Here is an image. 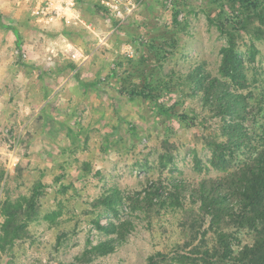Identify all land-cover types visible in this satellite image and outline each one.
<instances>
[{
    "label": "rangeland",
    "instance_id": "obj_1",
    "mask_svg": "<svg viewBox=\"0 0 264 264\" xmlns=\"http://www.w3.org/2000/svg\"><path fill=\"white\" fill-rule=\"evenodd\" d=\"M56 7L60 15L49 13ZM0 13L23 46L0 25V264H147L183 244L181 200L239 163L213 158L206 138L236 134L248 146L262 136L253 113L264 90V22L240 40L239 87L221 71L226 39L212 0H0ZM148 40L169 50L175 41L174 54L159 61ZM154 68L174 85L178 110L201 114L205 126L164 121L149 100L119 91L142 86ZM226 88L246 96L253 119H234L245 127L234 134L221 129L226 114L212 98ZM24 197L20 237L5 240V200ZM111 237V253L85 254ZM252 240V231L240 235Z\"/></svg>",
    "mask_w": 264,
    "mask_h": 264
},
{
    "label": "trees",
    "instance_id": "obj_2",
    "mask_svg": "<svg viewBox=\"0 0 264 264\" xmlns=\"http://www.w3.org/2000/svg\"><path fill=\"white\" fill-rule=\"evenodd\" d=\"M212 3L217 13L214 21L226 39L221 71L224 75L231 76L239 87H245L244 79L247 74H243V60L239 53L240 40L255 21L264 22V0H212ZM98 7L109 11L104 5L99 4ZM174 19L179 22L178 13ZM0 25L13 30L17 46L22 49L20 31L17 27L7 25L3 21L2 13ZM260 35L264 39V30H261ZM166 42L155 43L154 40H148L159 61L168 59L169 53L174 54L176 42H172L171 50L166 48ZM239 75L244 77L242 81ZM144 80L140 87L136 84L130 87L120 86L119 91L131 97L141 96L149 100L159 118L164 121L189 123L191 128L206 125L207 121L201 114L196 113L195 117H191L187 112L178 110L180 99L171 95L174 85L160 78L156 68L146 74ZM81 84L88 88L96 83ZM261 92L262 96L255 98L258 106V111L253 113L255 120L247 114L244 106L245 95H236L228 88L218 90L213 95L212 98L217 104H221L222 113L226 114V117L220 119L221 129H228L229 134H234L245 130L243 122L234 119L253 120L255 126L261 128L262 136L251 138L248 146H243L234 139L236 134L224 140H221L220 134L213 139L212 136L206 138L207 144L213 148V158L216 159L219 155L222 158L219 161L221 164L231 159L239 160V163L231 171L224 169L223 176L217 180L201 181V190L190 196L192 201L181 200L185 214L180 227L188 235L187 240L168 251L154 252L148 258L147 264H264V90ZM250 95L254 97L252 93ZM242 109L245 110L243 115ZM235 111L237 117L233 115ZM2 179L3 175L0 181ZM172 187L175 190L182 188L178 182H174ZM155 193L164 200L161 193ZM34 195L36 197V193ZM23 200L22 203L5 200L2 210L7 215L3 225L6 230L5 240L14 241L20 237L17 212L24 211V203L28 199L24 197ZM32 203L30 207L34 208L33 199ZM30 215L31 213L26 215V220ZM246 231L253 232V240L243 244L240 235ZM114 249L115 239L111 237L91 247L85 254L102 256ZM81 264L85 263L82 261Z\"/></svg>",
    "mask_w": 264,
    "mask_h": 264
},
{
    "label": "crops",
    "instance_id": "obj_3",
    "mask_svg": "<svg viewBox=\"0 0 264 264\" xmlns=\"http://www.w3.org/2000/svg\"><path fill=\"white\" fill-rule=\"evenodd\" d=\"M18 30H19V29H18ZM19 31H20V30H19ZM1 34H5V33H1ZM14 35H15V33H14ZM15 36H16V35H15ZM2 51H3V49H0V52H2ZM24 67H25V66H24ZM3 70H8V68H5V69L3 68ZM24 82H25V81H24ZM37 84H38L39 87H41V84H42V83H41V82H38ZM39 87H38V88H39ZM25 88H30L29 85H28V83H26V82H25ZM40 89H41V88H39V90H40ZM32 92H33V90L30 88V94H29V96L32 95Z\"/></svg>",
    "mask_w": 264,
    "mask_h": 264
},
{
    "label": "built area",
    "instance_id": "obj_4",
    "mask_svg": "<svg viewBox=\"0 0 264 264\" xmlns=\"http://www.w3.org/2000/svg\"><path fill=\"white\" fill-rule=\"evenodd\" d=\"M57 1V0H56ZM53 3H55V1L54 2H52L51 4H50V6L47 8L48 10L49 9H51V8H53ZM60 3V2H59ZM56 13L57 15H60V11H59V9L56 7L55 9H52V11H50L49 13Z\"/></svg>",
    "mask_w": 264,
    "mask_h": 264
}]
</instances>
